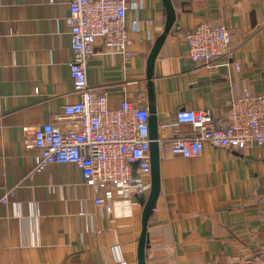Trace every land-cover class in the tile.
<instances>
[{
    "label": "crops",
    "instance_id": "crops-1",
    "mask_svg": "<svg viewBox=\"0 0 264 264\" xmlns=\"http://www.w3.org/2000/svg\"><path fill=\"white\" fill-rule=\"evenodd\" d=\"M134 55L98 40L86 83L110 109L124 98L153 109L157 124L177 110L220 117L244 92L264 96V0H170L175 21L148 62L165 23L162 0H128ZM68 0H0V264H138L142 208L135 198L94 205L71 164L36 173L25 133L75 104L70 80ZM223 26L229 52L211 65L187 58L185 36L199 24ZM238 63L239 69L234 68ZM158 130L159 197L147 222L144 264H264V144L238 152L205 145L198 157L172 155L187 125ZM7 202L2 203V198ZM109 205L110 211H105Z\"/></svg>",
    "mask_w": 264,
    "mask_h": 264
},
{
    "label": "built area",
    "instance_id": "built-area-1",
    "mask_svg": "<svg viewBox=\"0 0 264 264\" xmlns=\"http://www.w3.org/2000/svg\"><path fill=\"white\" fill-rule=\"evenodd\" d=\"M65 25L72 60L68 65L77 102L63 106L43 125L23 130V147L38 154L34 172L51 164H71L94 194V205L114 198L148 197L150 191L149 130L147 108L124 98L110 109L103 93L86 83L88 59L98 40L105 50L128 60L134 55L130 32L139 31L134 20L126 27L128 0H68ZM187 58L193 64L211 65L230 50L231 35L223 26L199 24L185 36ZM234 68L239 69L238 63ZM187 125L193 134L170 142V152L182 158L198 157L205 145L235 152L264 144V96L244 92L217 117L209 109L177 110L172 124L159 123L157 130L173 132L174 125ZM2 203L7 202V197ZM258 201L264 203V196ZM109 212V205L105 206ZM114 264H122L120 261Z\"/></svg>",
    "mask_w": 264,
    "mask_h": 264
},
{
    "label": "water",
    "instance_id": "water-1",
    "mask_svg": "<svg viewBox=\"0 0 264 264\" xmlns=\"http://www.w3.org/2000/svg\"><path fill=\"white\" fill-rule=\"evenodd\" d=\"M164 11H165V23H164V29L163 34L157 38L155 41V44L153 46V50L151 51V54L148 57V62L150 65V69L152 68L151 63L154 61L155 55L158 52V48L162 44L165 36L169 33V29L173 25V22L175 21L174 12L172 9V5L170 0H162ZM148 130H149V146H150V152H149V162H150V191L149 195L146 199L144 198H136L137 202H139L141 208H142V216H141V233L137 240L138 243V249H137V259L138 264H144V250L147 245V222L151 214V210L153 209L158 197H159V162H158V130H157V118L154 114L153 109H148Z\"/></svg>",
    "mask_w": 264,
    "mask_h": 264
}]
</instances>
